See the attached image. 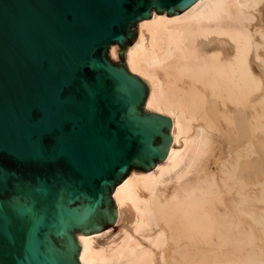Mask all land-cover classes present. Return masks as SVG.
<instances>
[{
  "label": "water",
  "instance_id": "obj_1",
  "mask_svg": "<svg viewBox=\"0 0 264 264\" xmlns=\"http://www.w3.org/2000/svg\"><path fill=\"white\" fill-rule=\"evenodd\" d=\"M195 1L0 0V264H79L75 233L112 223L115 185L165 157L169 117L108 51Z\"/></svg>",
  "mask_w": 264,
  "mask_h": 264
},
{
  "label": "bare ground",
  "instance_id": "obj_2",
  "mask_svg": "<svg viewBox=\"0 0 264 264\" xmlns=\"http://www.w3.org/2000/svg\"><path fill=\"white\" fill-rule=\"evenodd\" d=\"M165 13L138 21L124 57L147 83L144 109L169 117L170 144L152 168L127 172L112 189V223L75 234L77 259L264 264L247 224L250 217L264 235V216L247 207L264 200V180L252 183L258 195L244 191L249 174L264 171L250 156L257 143L264 154V0H196ZM109 51L117 57L116 45Z\"/></svg>",
  "mask_w": 264,
  "mask_h": 264
},
{
  "label": "rangeland",
  "instance_id": "obj_3",
  "mask_svg": "<svg viewBox=\"0 0 264 264\" xmlns=\"http://www.w3.org/2000/svg\"><path fill=\"white\" fill-rule=\"evenodd\" d=\"M135 27H137V36H138V22H137V24L135 25ZM137 36H136V38H137ZM135 38V39H136ZM112 45H116L117 46V57H113V56H111V54H110V51H108V56H109V58L112 60V62H116V61H119V58H118V56L119 57H123L124 58V60H125V57H124V54H125V52H126V50L124 51V52H120L118 49H119V45H117V44H112ZM111 45V46H112ZM129 46V45H128ZM127 49V48H126ZM264 138H262V140H263ZM245 140V139H244ZM244 140H241L240 142H242V141H244ZM262 148H264V142L262 143ZM254 153H251V157L252 158H256V157H258L257 158V160L255 161V167H257L258 166V163H262V161H264V154H262V155H260V156H258L257 155V153L256 152H258L259 151V147H258V143H257V145H255V147H254ZM259 167V166H258ZM257 167V168H258ZM207 170L209 171H214V166H213V164L211 163V161H209V163L207 164ZM257 168L255 169V171L254 172H252L251 174H249V176L247 177V179H246V183H247V186L245 187V193L246 194H248L251 198L252 197H254L255 195H258V189L255 187V186H253V184L252 183H254L255 181H257V180H259V181H263L264 180V171L263 170H261V169H259V170H257ZM141 171L142 169H140V168H137V167H131L130 168V170L128 171V173L130 172V171ZM114 203V202H113ZM247 207L250 209V210H252V211H254L256 214H260V215H263L264 216V200L261 202V203H257V202H251L250 204H248L247 205ZM247 224L248 225H250L252 228H253V230H254V233L256 234V236H257V244L259 245V246H261V248H263V250H264V235H263V233H262V225H260V224H255V223H253V221L251 220V218L250 217H248L247 218ZM113 225V224H112ZM113 227V226H112ZM109 232H114V228H112V229H110V231ZM76 233H78V231L76 232ZM75 233V234H76Z\"/></svg>",
  "mask_w": 264,
  "mask_h": 264
}]
</instances>
